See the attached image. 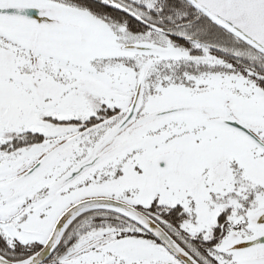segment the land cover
I'll use <instances>...</instances> for the list:
<instances>
[{"label":"snow or ice","instance_id":"snow-or-ice-1","mask_svg":"<svg viewBox=\"0 0 264 264\" xmlns=\"http://www.w3.org/2000/svg\"><path fill=\"white\" fill-rule=\"evenodd\" d=\"M0 264H264V0H0Z\"/></svg>","mask_w":264,"mask_h":264}]
</instances>
